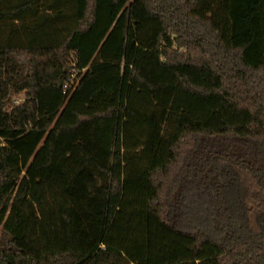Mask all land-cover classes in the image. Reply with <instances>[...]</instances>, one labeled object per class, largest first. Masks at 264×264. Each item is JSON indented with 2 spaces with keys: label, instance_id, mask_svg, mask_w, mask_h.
<instances>
[{
  "label": "trees",
  "instance_id": "trees-1",
  "mask_svg": "<svg viewBox=\"0 0 264 264\" xmlns=\"http://www.w3.org/2000/svg\"><path fill=\"white\" fill-rule=\"evenodd\" d=\"M0 138V264H264V0H0Z\"/></svg>",
  "mask_w": 264,
  "mask_h": 264
},
{
  "label": "rangeland",
  "instance_id": "rangeland-1",
  "mask_svg": "<svg viewBox=\"0 0 264 264\" xmlns=\"http://www.w3.org/2000/svg\"><path fill=\"white\" fill-rule=\"evenodd\" d=\"M24 100V96H23V94L22 93H20V94H17V95H13L12 97H11V100H10V102H9V105H16V104H18V103H21L22 101ZM0 141H1V138H0Z\"/></svg>",
  "mask_w": 264,
  "mask_h": 264
},
{
  "label": "built area",
  "instance_id": "built-area-1",
  "mask_svg": "<svg viewBox=\"0 0 264 264\" xmlns=\"http://www.w3.org/2000/svg\"><path fill=\"white\" fill-rule=\"evenodd\" d=\"M72 83V82H71ZM65 89H66V85H65V87H64Z\"/></svg>",
  "mask_w": 264,
  "mask_h": 264
}]
</instances>
